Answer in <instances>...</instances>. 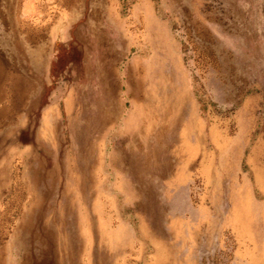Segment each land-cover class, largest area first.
I'll use <instances>...</instances> for the list:
<instances>
[{"label": "rangeland", "instance_id": "374dc122", "mask_svg": "<svg viewBox=\"0 0 264 264\" xmlns=\"http://www.w3.org/2000/svg\"><path fill=\"white\" fill-rule=\"evenodd\" d=\"M0 264H264V0H0Z\"/></svg>", "mask_w": 264, "mask_h": 264}, {"label": "bare ground", "instance_id": "6f19581e", "mask_svg": "<svg viewBox=\"0 0 264 264\" xmlns=\"http://www.w3.org/2000/svg\"><path fill=\"white\" fill-rule=\"evenodd\" d=\"M155 69V68H154ZM150 72V71H149ZM134 74V73H133ZM182 108V107H181ZM13 113V112H12ZM109 118V117H108ZM125 122V121H124ZM173 122V121H172ZM88 127V126H87ZM143 141V140H142ZM142 143V142H141ZM140 167V166H139ZM102 181V180H101ZM52 207V206H51ZM245 208V207H244ZM246 214V213H245ZM236 222V221H235ZM238 223V222H237ZM71 224V223H70ZM235 224V223H234ZM243 224V223H242ZM235 226V225H234ZM240 228V227H239ZM239 232V231H238ZM237 232V233H238ZM241 233H242V231H241ZM255 250V249H254ZM255 252V251H254Z\"/></svg>", "mask_w": 264, "mask_h": 264}]
</instances>
